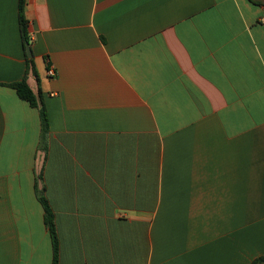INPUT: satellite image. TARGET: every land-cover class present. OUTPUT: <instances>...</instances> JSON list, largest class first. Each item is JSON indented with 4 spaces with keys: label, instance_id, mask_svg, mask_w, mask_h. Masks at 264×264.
<instances>
[{
    "label": "crops",
    "instance_id": "0c3cea01",
    "mask_svg": "<svg viewBox=\"0 0 264 264\" xmlns=\"http://www.w3.org/2000/svg\"><path fill=\"white\" fill-rule=\"evenodd\" d=\"M19 5L0 0V264H52L42 191L59 264H264V0H26L35 72Z\"/></svg>",
    "mask_w": 264,
    "mask_h": 264
},
{
    "label": "trees",
    "instance_id": "16d2710c",
    "mask_svg": "<svg viewBox=\"0 0 264 264\" xmlns=\"http://www.w3.org/2000/svg\"><path fill=\"white\" fill-rule=\"evenodd\" d=\"M25 5H26V0H20V5H19L20 25H21L23 39L25 42V52H26V48H27L26 46L27 44H30L29 43L30 40L28 36V21L25 18ZM28 62L35 72V64L33 58L32 57L28 58ZM8 86L13 88L17 92V95L22 100L28 102L32 107L40 109L41 125H42L43 137H44L49 130V120L47 117L45 106L44 105L39 106V103L41 101L40 94L36 95L33 92V90L28 85L26 78H24L20 82L8 84ZM39 200L44 208V212H45L44 221H45V225L49 230V234L52 241V248H53L52 264H59L60 244H59V237L55 223V216L43 191L39 193Z\"/></svg>",
    "mask_w": 264,
    "mask_h": 264
},
{
    "label": "built area",
    "instance_id": "2783aa9c",
    "mask_svg": "<svg viewBox=\"0 0 264 264\" xmlns=\"http://www.w3.org/2000/svg\"><path fill=\"white\" fill-rule=\"evenodd\" d=\"M46 74H47L48 77L53 78V77L56 76V71H55V69L53 67L48 66V69L46 70Z\"/></svg>",
    "mask_w": 264,
    "mask_h": 264
},
{
    "label": "water",
    "instance_id": "95a60500",
    "mask_svg": "<svg viewBox=\"0 0 264 264\" xmlns=\"http://www.w3.org/2000/svg\"><path fill=\"white\" fill-rule=\"evenodd\" d=\"M27 48H26V52H27V55H28V57H32V50H31V47H30V45L29 44H27V46H26Z\"/></svg>",
    "mask_w": 264,
    "mask_h": 264
}]
</instances>
